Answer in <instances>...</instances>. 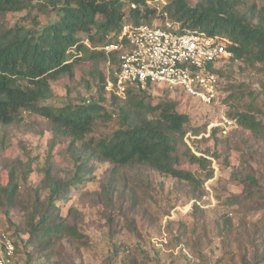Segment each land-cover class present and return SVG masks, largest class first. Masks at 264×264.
Masks as SVG:
<instances>
[{
  "label": "trees",
  "instance_id": "trees-1",
  "mask_svg": "<svg viewBox=\"0 0 264 264\" xmlns=\"http://www.w3.org/2000/svg\"><path fill=\"white\" fill-rule=\"evenodd\" d=\"M150 1L153 0H57V21L42 28L26 29L10 28L8 18L28 10L30 0H0V126L18 124L21 114L27 111L45 118L54 126L56 134L71 140V155L77 164L68 180L55 179L48 172L47 198L41 200L36 194L23 224L9 221L11 228L0 230V233L10 234L12 239L28 236L25 247L32 250L29 261L35 255L52 261L59 255L63 243L76 254L90 248V238L81 231L80 212L70 208L66 217L61 215L62 207L71 201V194L90 181L89 161L109 163L114 171L145 167L195 189L202 188L204 182L214 177L211 166L214 154L206 152L198 156L185 142L188 133L200 136L206 129L190 130V119L179 113L176 100L166 97L154 105L146 93L154 88L146 92L130 89L125 100L107 92V80H113L119 67L117 53L109 54L111 76L99 74L97 102L64 109L47 107L43 104L52 93V82L73 78L77 67L84 63H92L96 69L99 63L107 66L108 56L102 49L115 43L124 27L153 26L156 21L159 23L156 27H162L167 20L180 24L183 32L226 38L234 54L230 62H239L248 70H264V0L258 14L256 11L242 14L238 10L240 3L232 0H197L195 6L187 0H176L160 11L151 6ZM255 19L259 20L257 24H254ZM213 72L219 77L222 75L219 69ZM164 90L183 93L179 89ZM224 93L226 98L221 102L229 109L228 119L264 140L261 117L264 109L258 106V96L247 84L236 81H230ZM107 97L111 98L114 112L106 107ZM116 114L119 128L112 135L88 139L99 123L112 121ZM217 132L215 129L212 134ZM77 143H82L80 149L76 148ZM186 166L197 167L202 178L185 169ZM236 182L243 188L242 195L229 199L228 205L247 207L250 202L264 200L260 184L254 178ZM0 195V204L9 217L10 211L19 207V187L11 179L7 186H0ZM261 229L264 233V227ZM14 244L15 258L19 248L16 241ZM224 256L217 264L235 261L234 257ZM262 261L264 254L254 262L241 257L238 264Z\"/></svg>",
  "mask_w": 264,
  "mask_h": 264
},
{
  "label": "rangeland",
  "instance_id": "rangeland-1",
  "mask_svg": "<svg viewBox=\"0 0 264 264\" xmlns=\"http://www.w3.org/2000/svg\"><path fill=\"white\" fill-rule=\"evenodd\" d=\"M172 1L176 0H153L150 4L160 11ZM187 1L191 6L197 3ZM232 1L240 3L238 10L242 14L255 11L258 14L263 5L262 0ZM58 9L57 0H30L29 9L10 15L8 24L10 28H42L58 20ZM126 10L129 12L128 6ZM258 22L254 20V24ZM158 24L156 21L153 26ZM166 24L181 27L169 20L162 27ZM219 70L221 101L226 98L224 89L230 81L242 82L258 96V106L264 109L263 69L248 70L239 62H223ZM99 74H107L105 63H99L97 69L92 63L79 65L73 78L51 83L52 93L43 105L64 109L97 102ZM164 88L158 85V89L146 93L154 105L166 97L176 100L179 113L190 119V130L206 129L200 136L188 133L185 142L198 156L206 152L214 154L213 179L195 189L145 167L114 171L109 163L89 161L90 181L71 194V201L62 207L61 215L66 217L70 208L80 212L81 231L90 238V248L76 254L63 243L52 261L36 255L29 261L32 250L25 247L28 236L20 235L13 239L19 251L9 264H217L224 255L235 258L230 264H238L244 256L251 262L261 259L264 200L250 202L247 207H232L226 202L242 195L243 188L236 180L247 177L259 182L264 196V140L229 120L226 105L227 121L216 105H204L184 93L166 92ZM106 107L114 112L110 97L106 99ZM261 117L264 120V115ZM118 128L116 114L112 121L99 123L88 139L110 136ZM215 129L218 132L214 135ZM70 145L71 140L56 134L50 121L28 111L21 114L18 124L0 126V186H7L13 179L19 187V207L12 209L9 217L0 204V230L10 229L9 221L23 224L36 194L41 200L47 198L48 172L61 180L73 176L77 164ZM81 145L77 143L76 148ZM185 169L203 176L197 167Z\"/></svg>",
  "mask_w": 264,
  "mask_h": 264
},
{
  "label": "built area",
  "instance_id": "built-area-1",
  "mask_svg": "<svg viewBox=\"0 0 264 264\" xmlns=\"http://www.w3.org/2000/svg\"><path fill=\"white\" fill-rule=\"evenodd\" d=\"M230 45L224 37L183 32L181 27L170 24L126 26L115 43L102 49L108 56V78L111 76L109 54L117 53L119 60L118 70L113 80H107L106 90L125 100L130 89L146 92L149 88L158 89V85L179 89L204 105L221 108L227 121L226 106L220 98L221 80L213 70L234 58ZM14 254V240L10 234L0 233V264H9Z\"/></svg>",
  "mask_w": 264,
  "mask_h": 264
}]
</instances>
